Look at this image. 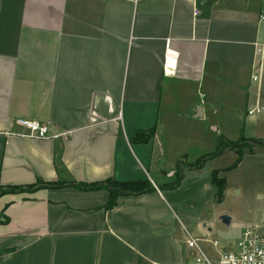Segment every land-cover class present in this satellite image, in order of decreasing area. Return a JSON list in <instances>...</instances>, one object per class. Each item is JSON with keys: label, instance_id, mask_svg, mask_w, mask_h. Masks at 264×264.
<instances>
[{"label": "crops", "instance_id": "1", "mask_svg": "<svg viewBox=\"0 0 264 264\" xmlns=\"http://www.w3.org/2000/svg\"><path fill=\"white\" fill-rule=\"evenodd\" d=\"M261 15L264 0H0V186L64 177L154 187L109 211L101 209L104 190L3 196L0 264H196L190 237L213 260L228 251L236 241L221 236L220 217L235 221L227 185L222 202L214 191L192 217L174 195L187 174L179 187L163 188L150 174L157 165L149 148L162 128L205 117L228 115L245 133L264 122V112L248 114L264 109V79L251 81ZM17 120L61 137L31 138ZM151 130L153 139L131 144ZM199 179L193 193L212 188Z\"/></svg>", "mask_w": 264, "mask_h": 264}, {"label": "rangeland", "instance_id": "2", "mask_svg": "<svg viewBox=\"0 0 264 264\" xmlns=\"http://www.w3.org/2000/svg\"><path fill=\"white\" fill-rule=\"evenodd\" d=\"M223 114L226 113L222 112ZM251 118L258 119L263 118V116L255 114ZM230 120L232 119L228 115L221 121L218 117L216 119L205 117L193 122H185L183 125H177L173 128H162L149 148L155 152L154 162L157 165L156 168L151 169L150 174L157 182L165 183L163 188H167L168 185L175 182V171L180 166L187 177L182 186L174 191V195L183 207L191 211V216L198 218L202 214V210H200L201 201L214 192V187L209 182L208 185L212 188L208 190L201 184L193 193V179L206 177L211 180L212 173L218 171L219 176L226 181L229 191L225 207L235 218V221L229 226L223 224L221 236H229L230 239L237 242L243 229L248 226H257L264 233V148L243 149L242 159L234 167L232 166L239 157L234 150L225 148L213 157L208 155L214 154L219 149L221 139L225 142H234L241 139L242 135L250 138L264 136V122L248 123L245 133L243 125L240 124L239 127H235ZM146 135L149 136L150 131L131 139V144L134 146L135 141L142 142L143 138H147ZM153 138L154 136L151 139ZM142 143L144 144V142ZM136 153L138 154V151ZM127 161L131 170L135 171L136 166L132 162L133 159L128 157ZM199 161H202L203 164L199 169V174L190 172L188 166ZM169 174H173V177H170ZM140 176L137 177L141 179ZM193 199L194 202L188 204ZM205 207L208 205L206 204ZM208 210L211 209L208 207L204 211L209 213ZM179 216L184 220V217L180 214ZM201 218L205 219L206 217L202 215ZM188 232H190L189 229Z\"/></svg>", "mask_w": 264, "mask_h": 264}, {"label": "trees", "instance_id": "3", "mask_svg": "<svg viewBox=\"0 0 264 264\" xmlns=\"http://www.w3.org/2000/svg\"><path fill=\"white\" fill-rule=\"evenodd\" d=\"M147 132H141L138 135L146 134ZM154 135V130L150 131V135L147 138H143L142 142L147 143L152 136ZM219 149L214 153L208 155L209 157H213L214 155L219 154L225 148L234 150L238 153V161L232 166H236L238 162L242 159V150L245 148L254 149L256 147H264V141L252 140L246 141L245 139H241L238 142H225L221 139ZM203 166L202 161H199L193 165H189V169H200ZM59 173L62 174L59 169ZM176 180L174 183L167 186V188L175 189L179 187L182 179H183V170L178 168L176 173ZM211 184L214 187L215 191V200L217 202H222L224 198V193L226 190V181L224 178L219 176L218 171H214L212 173ZM61 188H74L79 192H91V191H99L104 190L108 193V201L101 208L105 211H109L114 209L117 206V201L121 197H136L143 195L148 192L154 191V187L148 180H138V181H130V182H117L113 179H107L105 181L97 182V183H83L77 182L75 180H69L62 177L57 182L46 183L42 180H38L35 184L31 185H9V186H0V198L6 195L12 194H22V193H34L41 189H61ZM1 224V223H0Z\"/></svg>", "mask_w": 264, "mask_h": 264}, {"label": "built area", "instance_id": "4", "mask_svg": "<svg viewBox=\"0 0 264 264\" xmlns=\"http://www.w3.org/2000/svg\"><path fill=\"white\" fill-rule=\"evenodd\" d=\"M260 21L264 22V15L260 16ZM254 45L257 64L251 75V81L253 84L259 85L264 79V33ZM262 112H264V109L258 106L254 110H250L248 114L252 116L255 113ZM16 123L30 130L29 137L34 139H58L61 137L56 133L51 134L47 126H42L36 122L17 120ZM212 244L217 246L218 242L214 241ZM188 245L198 253L196 264H264V233L257 226L244 228L240 239L233 243L228 251L220 253L216 260L211 259L202 250L197 239L190 237Z\"/></svg>", "mask_w": 264, "mask_h": 264}, {"label": "water", "instance_id": "5", "mask_svg": "<svg viewBox=\"0 0 264 264\" xmlns=\"http://www.w3.org/2000/svg\"><path fill=\"white\" fill-rule=\"evenodd\" d=\"M197 116H201V109L200 108L198 109V115ZM231 220H232L231 217H229L228 215H222L220 217L221 223L226 225V226L230 225Z\"/></svg>", "mask_w": 264, "mask_h": 264}]
</instances>
